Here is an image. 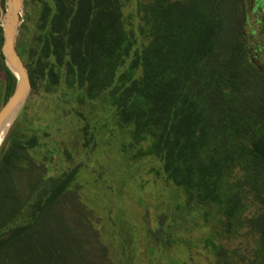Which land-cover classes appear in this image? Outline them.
Masks as SVG:
<instances>
[{
  "label": "trees",
  "instance_id": "1",
  "mask_svg": "<svg viewBox=\"0 0 264 264\" xmlns=\"http://www.w3.org/2000/svg\"><path fill=\"white\" fill-rule=\"evenodd\" d=\"M123 7L122 0H25L17 50L31 92L43 86L52 93L64 84L90 100L103 98L119 127L130 129V147L148 143L141 156L159 159L189 204L215 207L227 232L254 208L246 220L256 236L250 255L211 238L206 243L216 264H264V0L140 1L141 47L126 28ZM3 44L0 21L6 103L17 78ZM84 131L88 147L94 138ZM40 147L39 136L18 125L0 147V264L12 250L35 264H56L45 246L54 237L45 230L59 214L73 215L98 242L80 189L72 188L82 166L48 176L46 163L31 153ZM78 244L81 262L86 243L80 237Z\"/></svg>",
  "mask_w": 264,
  "mask_h": 264
},
{
  "label": "rangeland",
  "instance_id": "2",
  "mask_svg": "<svg viewBox=\"0 0 264 264\" xmlns=\"http://www.w3.org/2000/svg\"><path fill=\"white\" fill-rule=\"evenodd\" d=\"M122 1L126 28L141 47L144 41L138 32L137 5L147 0ZM3 18L0 7L1 22ZM23 21L25 5L21 25ZM19 34L20 28L17 40ZM27 35L30 37L29 32ZM253 41L263 45L254 38ZM125 69L126 66L121 72ZM3 99L0 80V110L5 104ZM17 125L28 136H39L42 147L31 153L38 162L46 163L48 176L82 166L72 188L80 189V200L90 212L98 242L92 230L77 226L73 215L55 216L49 230H45L54 241L50 243L48 239L45 246L52 251L51 259L56 264H216L218 257L206 243L208 238L245 255H250L255 246L256 236L246 223L254 208L242 214L243 224L236 223L232 232H227L225 219L215 207L189 204L182 189L166 180L161 161L141 156L148 143L130 147V129L119 127L114 108L103 98L90 100L82 90H71L64 84L52 93L40 86L9 120L0 147ZM85 127L94 138L88 147L84 146ZM66 150L71 160H67ZM78 217L83 220L85 215L80 213ZM80 237L86 243L81 262L75 258L81 251ZM11 252L7 264H35L23 253Z\"/></svg>",
  "mask_w": 264,
  "mask_h": 264
},
{
  "label": "water",
  "instance_id": "3",
  "mask_svg": "<svg viewBox=\"0 0 264 264\" xmlns=\"http://www.w3.org/2000/svg\"><path fill=\"white\" fill-rule=\"evenodd\" d=\"M25 0H8L5 8L0 7L4 18L2 20L4 32L3 53L6 64L17 78L14 93L0 110V138L9 120L16 115L28 99L31 90L29 71L17 50V36L22 22Z\"/></svg>",
  "mask_w": 264,
  "mask_h": 264
},
{
  "label": "bare ground",
  "instance_id": "4",
  "mask_svg": "<svg viewBox=\"0 0 264 264\" xmlns=\"http://www.w3.org/2000/svg\"><path fill=\"white\" fill-rule=\"evenodd\" d=\"M6 130H7V129H6ZM5 132H6V131H5ZM5 132H4V133H5Z\"/></svg>",
  "mask_w": 264,
  "mask_h": 264
}]
</instances>
